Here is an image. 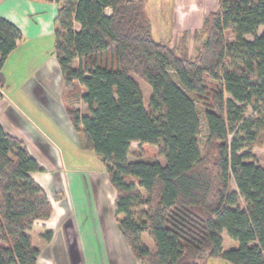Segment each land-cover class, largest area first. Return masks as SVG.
<instances>
[{"label": "trees", "instance_id": "16d2710c", "mask_svg": "<svg viewBox=\"0 0 264 264\" xmlns=\"http://www.w3.org/2000/svg\"><path fill=\"white\" fill-rule=\"evenodd\" d=\"M56 3L66 111L85 149L105 165L116 222L134 259L264 264V165L251 152L264 139V0H218L194 34L201 41L194 55L186 38L173 47L154 38L146 0ZM20 39L22 32L0 17V88ZM133 76L151 87L147 105ZM135 142L158 146L165 164L130 161ZM41 171L0 123V264L38 263L30 232L53 215L31 176ZM144 233L153 248L142 243ZM223 235L237 246L226 250Z\"/></svg>", "mask_w": 264, "mask_h": 264}, {"label": "crops", "instance_id": "0c3cea01", "mask_svg": "<svg viewBox=\"0 0 264 264\" xmlns=\"http://www.w3.org/2000/svg\"><path fill=\"white\" fill-rule=\"evenodd\" d=\"M58 7L54 0H0V17L10 21L22 32V39L17 41L15 50L4 64V78L7 81L10 75H24L17 81L10 99L0 88V123L7 133L25 143L44 168V171L33 172L31 176L50 198L53 215L47 221H38L36 226L52 231L53 241L56 230L69 215L68 222L73 230L72 239L77 252L75 255L80 264H85L87 253L84 241L90 240L97 231L101 232V228L95 231L90 221H79L77 210H86L95 205L97 208L102 205L104 210L108 204L112 219L107 230L122 234L116 222V192L104 163L94 152L85 149L83 137L75 131L69 119L55 44L53 52L47 47V41L55 40ZM44 126L68 149L63 146L64 151H59L51 141L45 139L41 134L42 129H46ZM86 161L90 162L89 166L80 164ZM71 214L76 215L75 218ZM106 227L102 226L104 233ZM32 242L41 252L37 264H42L44 259L48 264H60L61 260L56 262L51 253L44 256L43 247L35 245L33 237ZM41 242L49 245L45 240ZM130 255L134 264H143L136 261L131 252Z\"/></svg>", "mask_w": 264, "mask_h": 264}, {"label": "rangeland", "instance_id": "374dc122", "mask_svg": "<svg viewBox=\"0 0 264 264\" xmlns=\"http://www.w3.org/2000/svg\"><path fill=\"white\" fill-rule=\"evenodd\" d=\"M217 9L218 0H206L205 2L204 0H146V15L151 22L154 38L158 41L168 42L172 47L181 45L182 39L186 38L188 39L190 52L193 55L196 53L201 43L199 39H195V32L202 27L203 17L206 16L205 14L215 12ZM171 11L173 13L172 15H170ZM107 13H110V10H107ZM262 31L263 29H260L259 34H261ZM187 32L190 34L188 35ZM228 38L230 41L235 40L231 36H228ZM247 39L252 41L253 37L247 36ZM54 44L55 40L47 41V47L50 52H53ZM22 77H24V75H10L8 80H5L3 89L8 99L12 97V93L18 84L17 81ZM133 77L140 84L147 105L152 93L151 87L142 79L135 76ZM75 107L82 111L85 110L84 105L80 102L76 103ZM251 115H253V113L250 111L247 117ZM43 128L46 129H42L41 134L45 136V139L51 141L57 150L64 151V147L66 150L68 149V147L62 145L63 143L61 144L56 136L53 137V135H51L49 128L45 126ZM205 136L206 127L203 123L201 143L205 141ZM52 139H55L56 142ZM251 152L256 162L260 165H264V139H260L254 143L251 147ZM128 158L130 161L144 159L150 161L155 160L165 164V159L160 155L158 146L140 145L138 142L133 143ZM84 163H86V165H84ZM89 163V161H86L80 164L89 166ZM105 207L104 210L102 205L98 208L96 205L94 207L89 206V209L86 208V210H82L79 207L80 211L77 210V213L73 210L78 215L79 221H90L91 226L95 227V231H97L99 227L101 228V232L97 231L95 236H92L90 240L84 241L87 253L85 264H134L135 262L130 255L131 251L126 241L119 233L114 232L115 234H113L107 230L110 224V218L112 219V217L108 210V204H106ZM71 215L73 218L76 216L74 214ZM68 219L69 215L61 222L62 224L55 232V239L53 241L51 239L52 242L45 239V235L51 232L53 237L54 233L47 228L36 226L37 224H35L30 235H32L35 245L43 247L44 256H49L51 253L53 255L52 258L56 262L61 260L60 264H80L77 255H75L77 252L75 251V242H73L74 240L72 239L73 230ZM102 226H107L106 233H104ZM223 238L226 250L237 246L227 235H223ZM41 240H45L49 245L46 246V243L41 242ZM142 243L148 248L154 247L153 240L146 233L142 236ZM42 264H48L46 259L42 260ZM207 264L231 263L222 258H212L207 261Z\"/></svg>", "mask_w": 264, "mask_h": 264}, {"label": "built area", "instance_id": "2783aa9c", "mask_svg": "<svg viewBox=\"0 0 264 264\" xmlns=\"http://www.w3.org/2000/svg\"><path fill=\"white\" fill-rule=\"evenodd\" d=\"M54 1H56V0H54Z\"/></svg>", "mask_w": 264, "mask_h": 264}]
</instances>
